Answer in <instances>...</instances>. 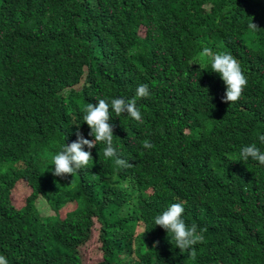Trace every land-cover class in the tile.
Returning <instances> with one entry per match:
<instances>
[{
	"label": "trees",
	"instance_id": "obj_1",
	"mask_svg": "<svg viewBox=\"0 0 264 264\" xmlns=\"http://www.w3.org/2000/svg\"><path fill=\"white\" fill-rule=\"evenodd\" d=\"M204 47L239 61L247 85L237 102H222L225 85ZM140 84L150 92L137 101L144 122L110 119L113 147L132 167L106 159L98 143L84 148L92 161L77 174L53 176L64 144L77 132L93 139L87 104L131 99ZM260 135L264 0H0V255L8 264H82L93 231L94 264H264V165L239 157L253 143L264 152ZM19 181L26 189L16 205ZM177 202L187 225L207 229L195 257L154 224Z\"/></svg>",
	"mask_w": 264,
	"mask_h": 264
},
{
	"label": "clouds",
	"instance_id": "obj_2",
	"mask_svg": "<svg viewBox=\"0 0 264 264\" xmlns=\"http://www.w3.org/2000/svg\"><path fill=\"white\" fill-rule=\"evenodd\" d=\"M249 28L255 30L257 27L250 22ZM200 55L210 63L211 72L216 73L225 85V93L223 97L224 103L237 102L244 88L247 85V78L243 74L239 61L229 53L214 52L209 47H204ZM150 95L147 84L138 85L135 95L131 99L114 98L109 103L105 99H99L95 104L88 103L84 108L82 117L90 129L89 136L92 140L83 138L77 132V140L70 145L64 144L61 151L54 154L52 158V166L54 170L52 175L56 177L73 176L78 170L86 167L92 161V155L84 148L92 149L96 144L103 143V155L106 159H113L119 168H129L132 165L119 158L117 150L113 147V126L110 123L111 114L116 117L126 114L138 123H143L140 110L137 108V101L147 98ZM261 143H264V135L258 137ZM142 147L150 149L154 147L148 140L142 142ZM239 157L242 161L251 158L258 161L260 165H264V152H262L256 144L243 147L240 150ZM42 175V174H41ZM184 213L183 202L171 204L167 210L154 218L155 226H159L167 233V236L174 241L176 248L180 252H187L189 256L195 257V246L204 241L203 233L206 228L198 230V226L193 223L190 226L182 219ZM143 234L147 231L143 230ZM0 264H8L6 257L0 255Z\"/></svg>",
	"mask_w": 264,
	"mask_h": 264
},
{
	"label": "rangeland",
	"instance_id": "obj_3",
	"mask_svg": "<svg viewBox=\"0 0 264 264\" xmlns=\"http://www.w3.org/2000/svg\"><path fill=\"white\" fill-rule=\"evenodd\" d=\"M25 189L26 188L23 187L22 182L18 183L15 186L12 192V201L14 204L19 205L22 202ZM36 206L38 213L41 216H47V211H45L46 209L44 208L43 203L41 201H38L36 203ZM63 213L64 212H61L60 215H63ZM97 248H98V244H96L95 242V234L93 231L92 238L79 249L82 258V264H94L96 261L100 260V253L97 251Z\"/></svg>",
	"mask_w": 264,
	"mask_h": 264
}]
</instances>
